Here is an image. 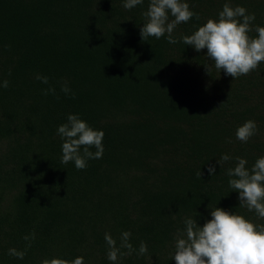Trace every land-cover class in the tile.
Masks as SVG:
<instances>
[{
    "label": "trees",
    "instance_id": "obj_1",
    "mask_svg": "<svg viewBox=\"0 0 264 264\" xmlns=\"http://www.w3.org/2000/svg\"><path fill=\"white\" fill-rule=\"evenodd\" d=\"M187 2L200 19L177 25L176 37L218 18L225 2L254 13L253 28L264 26V0ZM148 3L129 10L123 0H0V80L9 81L0 88V264L78 256L113 264L104 236L119 244L123 231L148 251L116 264H176L185 217L202 226L210 207H221L264 223L239 206L226 174L235 157L251 168L264 156V63L234 79L207 72V49L170 44L167 35L144 41ZM64 81L74 96L60 90ZM51 86L56 94L45 95ZM69 114L104 132L103 157L84 169L61 163L57 128ZM248 120L258 130L242 142L236 130ZM225 153L233 159L221 168ZM10 248L26 255L9 256Z\"/></svg>",
    "mask_w": 264,
    "mask_h": 264
},
{
    "label": "clouds",
    "instance_id": "obj_2",
    "mask_svg": "<svg viewBox=\"0 0 264 264\" xmlns=\"http://www.w3.org/2000/svg\"><path fill=\"white\" fill-rule=\"evenodd\" d=\"M143 3L144 0H123V7L130 10ZM143 15L145 22L140 31L144 41L149 37L160 39L167 35L170 44L182 40L198 52L207 49L206 56L214 62L212 65H205L208 73L214 67L235 79L250 74L264 63V26L256 25L253 28L255 14H249L243 6L233 7L230 2H225L218 18H208L192 34L181 37L173 35L177 25L187 23L194 15L197 20L200 19L190 9L187 0H149ZM253 30L257 33L256 36L250 35ZM36 79L44 84L49 82L47 76L39 74ZM8 86V80H0V88ZM60 90L66 95H75L67 81L61 84ZM44 93L55 95V86L45 89ZM257 130V123L248 120L237 128L236 138L247 142ZM57 134L63 141L61 163L74 162L77 169H84L89 159L103 157L104 132L94 129L77 114H69L67 122L57 128ZM93 148L95 151L91 150ZM232 159L225 153L219 157L218 163L222 168ZM235 161L234 166L226 170L230 178L229 186L239 192L240 207L254 212L258 219L264 220V156L257 158L251 168L246 167L248 161L243 157H235ZM208 171L212 176L216 174L215 165H209ZM197 175L201 176V172ZM210 208L211 219L206 220L202 226L196 218H184V227L175 236L172 258L176 264H264V223H256L243 214L221 207ZM131 235L130 231H123L118 244L111 233H105L107 258L113 264L133 252L140 256L147 253L148 247L143 241L138 250L133 247ZM24 239L28 241L26 247H31L35 232L26 234ZM8 255L22 260L26 250L10 248ZM41 264H84V257L78 256L72 260L62 257L45 258Z\"/></svg>",
    "mask_w": 264,
    "mask_h": 264
},
{
    "label": "bare ground",
    "instance_id": "obj_3",
    "mask_svg": "<svg viewBox=\"0 0 264 264\" xmlns=\"http://www.w3.org/2000/svg\"><path fill=\"white\" fill-rule=\"evenodd\" d=\"M34 224V223H33Z\"/></svg>",
    "mask_w": 264,
    "mask_h": 264
}]
</instances>
